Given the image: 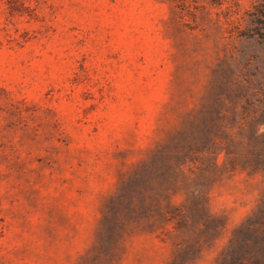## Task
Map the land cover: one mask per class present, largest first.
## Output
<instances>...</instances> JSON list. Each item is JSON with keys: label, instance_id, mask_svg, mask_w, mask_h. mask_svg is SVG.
I'll return each mask as SVG.
<instances>
[{"label": "rangeland", "instance_id": "rangeland-1", "mask_svg": "<svg viewBox=\"0 0 264 264\" xmlns=\"http://www.w3.org/2000/svg\"><path fill=\"white\" fill-rule=\"evenodd\" d=\"M264 0H0V264H264Z\"/></svg>", "mask_w": 264, "mask_h": 264}, {"label": "trees", "instance_id": "trees-1", "mask_svg": "<svg viewBox=\"0 0 264 264\" xmlns=\"http://www.w3.org/2000/svg\"><path fill=\"white\" fill-rule=\"evenodd\" d=\"M261 237H262V255H263V257H264V230H262V232H261ZM254 263L253 264H258V261H256V260H254L253 261Z\"/></svg>", "mask_w": 264, "mask_h": 264}]
</instances>
